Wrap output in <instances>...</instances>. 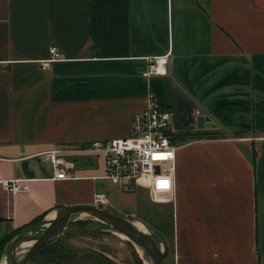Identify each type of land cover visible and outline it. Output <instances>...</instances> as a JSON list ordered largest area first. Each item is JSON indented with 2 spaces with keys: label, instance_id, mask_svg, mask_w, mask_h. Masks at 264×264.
Masks as SVG:
<instances>
[{
  "label": "crops",
  "instance_id": "obj_1",
  "mask_svg": "<svg viewBox=\"0 0 264 264\" xmlns=\"http://www.w3.org/2000/svg\"><path fill=\"white\" fill-rule=\"evenodd\" d=\"M149 92L180 144L166 193L120 187L77 149L129 134ZM62 146L76 151L58 178L42 152ZM100 201L149 227L169 264L264 262V0H0V237Z\"/></svg>",
  "mask_w": 264,
  "mask_h": 264
},
{
  "label": "built area",
  "instance_id": "obj_2",
  "mask_svg": "<svg viewBox=\"0 0 264 264\" xmlns=\"http://www.w3.org/2000/svg\"><path fill=\"white\" fill-rule=\"evenodd\" d=\"M60 56L58 45L51 44L49 56L43 59L42 66L48 67L51 61ZM165 60V55L149 56L147 73L163 71L162 64ZM173 116L172 109L163 105L154 93L149 92L148 104L135 113L129 134L121 137L94 138L89 145L77 149L102 153L105 161L103 176L109 177L120 187L132 189L138 184H144L156 193H166L174 186L176 151L180 146L173 140L176 135L172 123ZM71 151L76 150L62 146L42 152L44 158L54 164L56 177L70 176L66 154ZM3 183L13 192L24 187L22 179L17 178L3 179ZM101 201L99 203H102Z\"/></svg>",
  "mask_w": 264,
  "mask_h": 264
},
{
  "label": "water",
  "instance_id": "obj_3",
  "mask_svg": "<svg viewBox=\"0 0 264 264\" xmlns=\"http://www.w3.org/2000/svg\"><path fill=\"white\" fill-rule=\"evenodd\" d=\"M206 119L210 120V118L205 115L200 116V120L205 121ZM78 212H87L103 221L104 223L101 228L111 227L117 232L128 236L137 247H141L142 251H144L143 257H146L152 264H168L165 257L166 250L161 247L156 235H153L147 229V231L142 229L130 216L113 211L109 208L107 209L102 203L63 206L54 218L35 222L32 226L22 229L17 235L10 239V242L6 246L5 254L10 256L9 264H28L41 246L47 244L56 236L64 234V232L74 230L94 231L101 229L97 226H70V220L73 218V215ZM33 230L35 231L33 232ZM26 239H34V243H32L23 256L17 260L14 252L15 248L19 242Z\"/></svg>",
  "mask_w": 264,
  "mask_h": 264
},
{
  "label": "rangeland",
  "instance_id": "obj_4",
  "mask_svg": "<svg viewBox=\"0 0 264 264\" xmlns=\"http://www.w3.org/2000/svg\"><path fill=\"white\" fill-rule=\"evenodd\" d=\"M82 223L86 224L88 227L97 226L101 228L104 222L87 212H78L74 214L73 218L69 222L70 226H74ZM98 230L100 232L96 234H90L88 233V231H79L73 234L64 233V234H60L59 236L62 238H66L67 240L72 241L78 245L79 244L86 245L99 250H101V248L105 249L104 252H106L109 256L111 255L119 264H138L134 248L136 249V251H138L141 254L144 261V257H143L144 251H139L138 247L131 239L125 236L124 237L120 236L121 234H119L115 229L111 227L109 228L103 227ZM147 230L152 233L149 227H147ZM34 231L35 230H33V232ZM28 240L30 239H26L24 241H28ZM22 242H19V244L17 245L14 251L17 260H19L25 253V251L22 253L19 250V247L22 244ZM32 259L28 264H37L36 261H33ZM4 261L6 262V264H9L10 262V256L6 255L5 251H3L0 254V262H4Z\"/></svg>",
  "mask_w": 264,
  "mask_h": 264
},
{
  "label": "trees",
  "instance_id": "obj_5",
  "mask_svg": "<svg viewBox=\"0 0 264 264\" xmlns=\"http://www.w3.org/2000/svg\"><path fill=\"white\" fill-rule=\"evenodd\" d=\"M198 133L194 134H186L181 137V139H186L188 137H196ZM177 135L173 137V140L176 141ZM78 226H87L86 224H78L74 225ZM21 231V230H19ZM18 231V232H19ZM85 231V230H79ZM78 230L67 231L64 233L73 234L79 232ZM18 232H13L9 234H4L0 237V254L5 251L7 244L10 242V239L13 238ZM100 232L98 229L94 231H88L90 234H96ZM153 235H156L155 233ZM157 237V235H156ZM158 240V238H157ZM105 249L99 250L96 248H92L86 245H78L72 241L67 240L66 238H62L60 236H56L52 240H50L47 244L41 246L34 254L33 261H36L37 264H119L111 255L109 256ZM136 258L138 264H144L143 258L141 254L136 251ZM168 251L166 250L165 257H167ZM169 264V263H168ZM257 264H264L260 257L257 260Z\"/></svg>",
  "mask_w": 264,
  "mask_h": 264
},
{
  "label": "bare ground",
  "instance_id": "obj_6",
  "mask_svg": "<svg viewBox=\"0 0 264 264\" xmlns=\"http://www.w3.org/2000/svg\"><path fill=\"white\" fill-rule=\"evenodd\" d=\"M136 224L138 226H140L144 230L147 229V226L144 223H141L140 221H136ZM119 234H121L120 236H122V237H124V236L128 237L125 234H122V233H119ZM33 242H34V239L33 240H28V241H23L22 244L19 247V250L23 253L24 251H26L28 249V247L30 245H32ZM138 249H139V251H142L141 247H139V246H138ZM144 262H145V264H152L146 257H144ZM0 264H6V262L5 261L4 262H0Z\"/></svg>",
  "mask_w": 264,
  "mask_h": 264
}]
</instances>
